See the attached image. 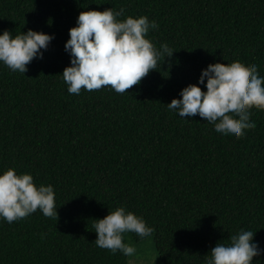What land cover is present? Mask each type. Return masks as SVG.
<instances>
[{"label":"trees","instance_id":"obj_1","mask_svg":"<svg viewBox=\"0 0 264 264\" xmlns=\"http://www.w3.org/2000/svg\"><path fill=\"white\" fill-rule=\"evenodd\" d=\"M109 7L154 20L147 38L173 52L124 93L70 94L67 29L79 11ZM4 29L52 35L24 73L0 64V170L51 184L57 218H0V264H128L94 241L93 219L116 206L153 228L144 238L161 264H204L239 229L254 232L252 264H264V110L250 108L255 126L236 138L164 105L208 63L256 64L264 76V0H0Z\"/></svg>","mask_w":264,"mask_h":264},{"label":"clouds","instance_id":"obj_2","mask_svg":"<svg viewBox=\"0 0 264 264\" xmlns=\"http://www.w3.org/2000/svg\"><path fill=\"white\" fill-rule=\"evenodd\" d=\"M123 9H87L79 11L75 24L67 29L63 49L69 54V64L60 72L66 91L79 94L109 86L116 93L137 84L157 61L172 54L164 42L157 48L146 33L157 27L144 15L117 17ZM52 35L27 29L11 35L0 30V64L10 71L24 73L26 64L40 58ZM264 76L257 65L244 68L237 63L230 66L208 63L200 69L196 83H188L178 91L179 98L164 104L179 117L198 115L221 137H240L245 129L255 126L249 119V109L264 110ZM203 84L204 90L199 87ZM55 194L51 184H34L28 172L17 173L14 168L0 170V218L11 223L37 209L45 217L57 218ZM95 245L117 251L125 256L135 252L132 244L122 242V234L133 232L144 238L153 232L143 218L116 206L102 218H94ZM254 232L239 229L228 243H215L204 264H252V257L262 249L253 240Z\"/></svg>","mask_w":264,"mask_h":264},{"label":"rangeland","instance_id":"obj_3","mask_svg":"<svg viewBox=\"0 0 264 264\" xmlns=\"http://www.w3.org/2000/svg\"><path fill=\"white\" fill-rule=\"evenodd\" d=\"M134 245L135 252L128 256V264H161L154 247L152 237H146L138 241H130Z\"/></svg>","mask_w":264,"mask_h":264}]
</instances>
